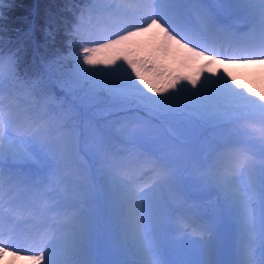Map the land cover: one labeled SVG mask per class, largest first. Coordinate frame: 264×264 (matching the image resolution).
<instances>
[{
	"label": "snow or ice",
	"instance_id": "snow-or-ice-1",
	"mask_svg": "<svg viewBox=\"0 0 264 264\" xmlns=\"http://www.w3.org/2000/svg\"><path fill=\"white\" fill-rule=\"evenodd\" d=\"M78 2L70 31L83 43L59 88L76 96L65 108L49 89L67 58L54 52L35 77L23 71L22 45H5L15 0H0V256H18L5 234H26L39 245L31 264H264V98L222 67L186 71L184 55L264 60V0ZM54 24L50 15L45 39L54 40ZM102 50L103 59L91 55ZM246 115L260 127H240ZM190 166L206 186L200 198H215L205 222L170 235L173 205L190 195ZM57 190V222L42 226L43 235L21 228L17 212ZM101 205L118 243L100 221ZM230 225L247 237H237L233 258ZM189 227L201 233L194 257L181 243ZM117 253L124 258H100Z\"/></svg>",
	"mask_w": 264,
	"mask_h": 264
},
{
	"label": "trees",
	"instance_id": "trees-1",
	"mask_svg": "<svg viewBox=\"0 0 264 264\" xmlns=\"http://www.w3.org/2000/svg\"><path fill=\"white\" fill-rule=\"evenodd\" d=\"M40 2L42 3H38L36 8L34 9V13H37V14L36 15L33 14L32 10L28 14V20L30 21V24H31L30 28L34 29L32 38L29 39L27 37L26 32L29 28L23 25L21 30H17L16 28L15 32L10 31L9 33H7L8 35H5V45L6 47L11 46L14 48L22 45V51H21L22 70L25 71L30 76L35 77L37 74L41 73L45 67L43 64V58L37 48L39 46V43L36 40L35 34L44 35L43 29L45 27L46 21L48 20L49 16L51 15L55 17V24L53 25V31L55 32V38L54 40L50 38V44L54 43L55 47L57 48L56 52H59V55L61 57H66L67 59L64 60L61 65L62 71L56 74L57 76L60 77V79L56 81L55 88H50L49 91L56 96L58 101L63 102V105L65 108H69L72 106V103L75 100V96L71 92H69L67 97L65 98V95L59 91V88L61 84L63 83V81L68 78V73L71 72V69L73 67V62L69 60V58L71 57V50L72 49L80 50V47L82 46V43H83L80 39L74 38V33L70 31V29L72 28L71 21L73 20L74 13L77 8L83 7V5L80 4L78 0H76L75 3H67L66 0H51L49 2L47 0H40ZM103 29H104V25H101L100 29L98 30V35L106 34L103 31ZM9 39L11 40L10 45H9ZM99 42H102V40H100ZM87 46L92 47L94 45L88 44ZM186 56L190 58L189 66H188L191 68L190 73L194 74L198 71H205V72L211 73V70L214 68L213 67L210 69L201 63L198 64V63L193 62L192 53H188L186 54ZM51 58H49V60ZM14 95L20 96L22 99L21 93H14ZM2 96L4 98V103L7 104L9 102V92H8L7 85L5 86V90L2 93ZM95 111L97 112L96 118L100 120L101 110L98 109ZM250 119L252 122L260 125L259 117H256V116L246 115L243 121L247 123L249 122ZM103 122L104 121L101 120V123ZM243 136L244 135H241L240 137H243ZM253 150L255 151L254 148ZM198 175H199V172L197 171L195 167H192V166L189 167L188 171L184 172L185 177L192 178V179H189L188 181V189H187L190 195L187 198V200L183 203L184 205H182L181 208L178 207V204L173 205V208L175 209V211L170 220L171 222L174 223L175 216H177L178 218L179 217L178 215L180 213H185L187 210H189L188 208L192 209L194 212L198 214V218L200 220L199 224L206 221L205 205H210L211 201L214 200L215 197L207 196L204 199L200 198L201 194L205 192L206 186L203 183L195 182L194 178ZM97 210L101 211V214L104 218L103 226L105 230L108 233H111L113 231H117L119 233V228L117 227L114 221H111V220L109 221L108 215L104 211L103 206L101 205ZM171 234L172 232H170V235ZM196 248L198 249V247ZM109 257L114 258V259L124 258L119 253L109 256Z\"/></svg>",
	"mask_w": 264,
	"mask_h": 264
},
{
	"label": "rangeland",
	"instance_id": "rangeland-1",
	"mask_svg": "<svg viewBox=\"0 0 264 264\" xmlns=\"http://www.w3.org/2000/svg\"><path fill=\"white\" fill-rule=\"evenodd\" d=\"M47 1L49 2L51 0ZM38 3L42 2H40V0H15V5L7 13L5 26L8 30L5 35H8L7 33H9L10 31L15 32L16 28L17 30H21L23 25L30 28L31 24L28 20V14L31 10L33 14H37L34 13V9L36 8ZM35 35L36 40L39 43V46L37 48L43 58V64L45 66L49 61V58H51L53 53L56 52L57 48L55 47L54 43L50 44V38L45 39V36L42 34ZM79 51L80 50H71V57L69 58V60L73 62V66L75 64V56L79 53ZM91 55L96 57L97 59H103L107 56V53L102 50L92 53ZM196 59H198V57H196ZM210 59L212 61L211 64L214 66V68L210 67V69L213 68L211 72H214L215 70L222 67L226 71V73L235 81L236 84L245 87L249 91L254 92L255 94L264 98V60L245 62V60L237 59L233 62H224L220 60H213L212 58ZM190 69V67H187L185 70L191 72ZM249 127L251 126L249 125ZM161 132H163V130H161ZM5 243L10 244L11 249L16 251L18 253V256L6 255V261L0 264H15L20 260H25V258L30 256L22 249H16L22 246L21 241H5Z\"/></svg>",
	"mask_w": 264,
	"mask_h": 264
}]
</instances>
